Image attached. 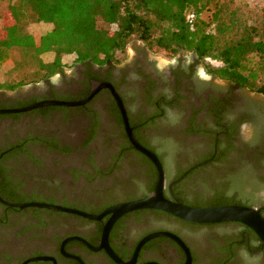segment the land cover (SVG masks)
I'll return each mask as SVG.
<instances>
[{"label": "flooded vegetation", "instance_id": "obj_1", "mask_svg": "<svg viewBox=\"0 0 264 264\" xmlns=\"http://www.w3.org/2000/svg\"><path fill=\"white\" fill-rule=\"evenodd\" d=\"M130 51L122 60L116 57L118 63H75L59 73V87L49 83L55 74L0 89V110L79 101L93 82L109 84L132 137L161 166L165 199L191 207H264L240 197L264 187V98L217 79L192 54L179 52L167 60L169 66L158 69L142 43ZM198 65L210 80L198 75ZM241 155L246 159L237 165ZM152 171L153 164L131 147L106 89L77 107L0 114V264H116L100 247L108 215L97 221L9 205L39 203L98 215L114 204L145 197L155 179ZM241 175L249 183L236 187ZM170 181L176 183L168 190ZM153 233L177 238L188 251L187 264H264V247L238 223L192 224L154 210L116 219L106 246L125 262L137 243ZM133 264H186V257L172 238L157 236L140 246Z\"/></svg>", "mask_w": 264, "mask_h": 264}, {"label": "trees", "instance_id": "obj_2", "mask_svg": "<svg viewBox=\"0 0 264 264\" xmlns=\"http://www.w3.org/2000/svg\"><path fill=\"white\" fill-rule=\"evenodd\" d=\"M8 23L0 25V67L7 74L30 70L28 79H47L66 65L118 63L128 41L137 39L151 52L168 58L192 54L206 71L264 98V6L240 7L235 0H0ZM192 14L190 25L186 16ZM48 22L40 35L29 24ZM49 54L48 61L41 59ZM22 80L0 82L11 90ZM155 173H151L153 181ZM151 185V184H150ZM151 189L149 186L148 190ZM253 207V206H248Z\"/></svg>", "mask_w": 264, "mask_h": 264}, {"label": "water", "instance_id": "obj_3", "mask_svg": "<svg viewBox=\"0 0 264 264\" xmlns=\"http://www.w3.org/2000/svg\"><path fill=\"white\" fill-rule=\"evenodd\" d=\"M101 89L108 90L111 96L113 97L116 107L121 114L124 132L127 136L129 143L131 144V147L140 154H142L143 156H145L154 166L155 179L151 191L145 197L114 204L111 207L105 209L103 212H101L98 215L85 214L83 212L70 210L59 206L39 204V203L9 205L10 207L14 206L17 208H23V207L43 208L52 211L70 213L88 220H97V221L100 220L101 217L108 215L109 218L105 226H103L102 228L100 247L106 251L108 256L116 264H133L135 261V256L140 246L148 239L157 236H166L172 238L185 253L186 264L189 261V254L185 246L177 238L163 233H153L142 238L135 246L132 257L125 262L120 261L107 248L106 236L111 224L116 219L127 213H131L134 211H141V210L159 211L178 220L192 224H199V225H210V224H219V223H238L251 230L258 239L260 246L264 247V218L261 215V212L264 211V207L261 206L248 207L242 205L191 207L181 204L176 200H168L163 197L162 191L165 186V182H164L163 171L161 169V166L155 155L146 148L139 145L132 137L130 129L127 124L125 111L122 107L121 101L119 100L117 94L114 92L113 88L109 84L93 82L86 97L79 101H73V102H64V101H55V100L40 101L21 109L0 110V114L17 113V112L27 111L35 108L46 107V106L77 107L88 102L93 97V95ZM181 178L182 177H179L177 180H180ZM175 183L176 181L168 182L167 189L169 190L170 186ZM32 260H38V258Z\"/></svg>", "mask_w": 264, "mask_h": 264}, {"label": "rangeland", "instance_id": "obj_4", "mask_svg": "<svg viewBox=\"0 0 264 264\" xmlns=\"http://www.w3.org/2000/svg\"><path fill=\"white\" fill-rule=\"evenodd\" d=\"M235 3L237 6H240V7H252V6H264V0H235ZM4 3H0V12H2V10L4 9ZM8 17H4L3 20L1 21L0 20V25L1 23H8ZM51 28V25L50 23L48 22H42V21H39L37 23H33V24H29L25 27V31L29 34H32V35H40V34H43L45 32H48ZM141 42H139L137 39L135 38H131L127 45H126V48H125V51L123 54H118L116 55L117 58H120L121 60L124 58L123 56L125 55V53H127L128 55H130V50H131V47L133 45H137ZM151 55H153L156 60H159L161 62L163 61H167L169 60L170 58L166 57L165 55H163L161 52H151V51H148ZM123 57V58H122ZM51 58V55L49 54H45V55H42L41 56V59L43 61H48L49 59ZM71 61V57L70 56H64L60 59V62L64 65H69ZM201 63H207L209 65H217V63L213 62V61H203ZM63 68V71H67L69 67H66ZM30 74V70L29 69H26V70H22V71H18V72H15V73H11V74H7V72L5 71V69L3 67H0V82H5V83H13V82H17V81H27L28 79V75ZM259 83H264V75H262L259 80H258ZM24 85V84H23ZM25 87V86H23ZM244 131V130H243ZM243 136L244 137H248V134L247 132H243ZM246 159V156H243L241 155L240 158L237 157V160H236V164L237 165H240L242 162H244ZM241 177H243L242 175L239 176L237 178V181H236V184L235 186L236 187H240L242 185V182L245 180V184H248L249 182L244 179L243 181H241ZM247 177H250V176H247ZM232 182H233V179L231 178L230 179ZM256 187V186H255ZM254 187V188H255ZM241 199L242 200H246L250 203H263L264 204V187L262 186H257V188H255V191L253 194L251 195H248V194H245V193H242L241 194Z\"/></svg>", "mask_w": 264, "mask_h": 264}, {"label": "clouds", "instance_id": "obj_5", "mask_svg": "<svg viewBox=\"0 0 264 264\" xmlns=\"http://www.w3.org/2000/svg\"><path fill=\"white\" fill-rule=\"evenodd\" d=\"M152 59H155V58H152ZM191 60H192V58H191V56L189 55V57L187 58V63H191ZM177 64V60H175V59H173L172 61H171V65L172 66H175ZM161 65H163V66H169L168 65V61H163V62H161V61H159V60H156V66H157V68L159 69L160 67H161ZM197 73H198V75L200 76V77H204L205 79H207V80H210L211 79V77L210 76H207V77H205V70H202V66H197ZM70 75V74H69ZM60 81H61V77H60V74L59 73H57L56 74V76L54 77V78H50V80H49V83H51L53 86H55V87H59L60 86ZM43 85V82H40V85H38V86H42ZM27 88H31L32 87V85L31 84H29V85H27L26 86ZM134 110V109H133ZM242 255H244V256H246L247 254L246 253H242Z\"/></svg>", "mask_w": 264, "mask_h": 264}, {"label": "built area", "instance_id": "obj_6", "mask_svg": "<svg viewBox=\"0 0 264 264\" xmlns=\"http://www.w3.org/2000/svg\"><path fill=\"white\" fill-rule=\"evenodd\" d=\"M185 19H186L187 24L191 26L193 19H194L193 15L188 14Z\"/></svg>", "mask_w": 264, "mask_h": 264}]
</instances>
